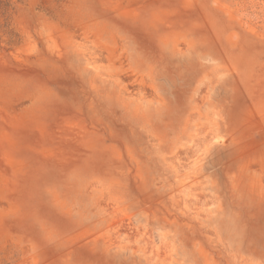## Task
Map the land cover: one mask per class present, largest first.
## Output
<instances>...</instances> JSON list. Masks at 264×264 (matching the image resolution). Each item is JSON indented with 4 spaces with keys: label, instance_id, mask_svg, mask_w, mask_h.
<instances>
[{
    "label": "rangeland",
    "instance_id": "obj_1",
    "mask_svg": "<svg viewBox=\"0 0 264 264\" xmlns=\"http://www.w3.org/2000/svg\"><path fill=\"white\" fill-rule=\"evenodd\" d=\"M0 264H264V0H0Z\"/></svg>",
    "mask_w": 264,
    "mask_h": 264
}]
</instances>
